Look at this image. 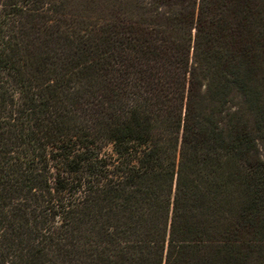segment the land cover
<instances>
[{"label":"trees","instance_id":"obj_1","mask_svg":"<svg viewBox=\"0 0 264 264\" xmlns=\"http://www.w3.org/2000/svg\"><path fill=\"white\" fill-rule=\"evenodd\" d=\"M264 0H0V264H264Z\"/></svg>","mask_w":264,"mask_h":264},{"label":"rangeland","instance_id":"obj_2","mask_svg":"<svg viewBox=\"0 0 264 264\" xmlns=\"http://www.w3.org/2000/svg\"><path fill=\"white\" fill-rule=\"evenodd\" d=\"M87 3L91 7V9L95 10L96 13L100 11L102 7V0H87Z\"/></svg>","mask_w":264,"mask_h":264}]
</instances>
